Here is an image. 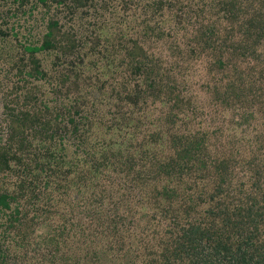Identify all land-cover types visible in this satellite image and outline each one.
<instances>
[{"label": "rangeland", "instance_id": "1", "mask_svg": "<svg viewBox=\"0 0 264 264\" xmlns=\"http://www.w3.org/2000/svg\"><path fill=\"white\" fill-rule=\"evenodd\" d=\"M224 1L0 0V193L16 195L1 217L8 230L0 233V264L165 258L181 227L176 213L185 224L211 220L222 159L239 162L229 168L227 200L239 204L260 193L264 47L249 54L229 45L246 36L244 17L233 16ZM255 2L254 8L263 3ZM24 66L51 75L28 78ZM197 152L199 159H191ZM50 176L60 179L59 188H45ZM24 179L31 199L22 195ZM80 187L98 199L91 209L104 226L84 213L72 216ZM184 193L192 198L182 199ZM17 204L26 215L11 225ZM63 214L92 230V244H78L76 227L68 242L56 239L51 232L65 224ZM259 224L264 233V220ZM106 228L110 234L98 232Z\"/></svg>", "mask_w": 264, "mask_h": 264}, {"label": "trees", "instance_id": "2", "mask_svg": "<svg viewBox=\"0 0 264 264\" xmlns=\"http://www.w3.org/2000/svg\"><path fill=\"white\" fill-rule=\"evenodd\" d=\"M261 1L263 3L258 8H254L256 7L254 5V3H256L255 0L224 1L225 9L229 11L233 16L244 17L242 21V26L244 28L243 32L246 36L241 35L242 39L239 44L229 45H233L236 46V48H241L243 50L250 51L249 54L253 52L255 53L256 49L260 47H264V44H262L264 41V0ZM233 31V29L229 31L231 34L228 32L230 34V36L228 35V37L231 39L235 37ZM212 32L213 31H210V33ZM224 45L225 44H220V48H224ZM210 46L211 44H209V47ZM222 57H224V50H222V53L220 54L219 58L217 56V60H215L214 65L222 67ZM82 60H84V58H82ZM26 68L27 67L24 66L21 71L24 72L26 74L25 77L28 78H36V75L39 74H42V77L48 76V74L49 76L51 75L48 70L42 72L39 67L37 68L36 73L30 72ZM70 71L74 70H69L66 72ZM241 82L245 83L246 80L242 79ZM239 92L240 96L245 95L242 89L239 90ZM234 94L235 93L233 90L231 94H226L224 96L225 99L223 98V100L231 99ZM26 98H29V96H27ZM134 98L136 104L135 106L141 109L139 103L142 97L140 98V96L138 95ZM16 121H18V119H16ZM37 121L38 120H36V122ZM177 142H181V139L177 138ZM200 155L201 153L197 152L196 156L191 155L190 158L199 159ZM109 158L110 155L106 156L104 160ZM190 158L188 159L189 161H191ZM232 160V158L224 160L222 159L220 162L223 164V169L220 168L221 163L216 166V172L219 173L216 174V176L219 178H216V176H214L215 178L213 179L214 186L216 185L218 191H216L217 193L215 192L212 195V200L209 203L211 204V220H209L208 222L191 220L188 221L187 224H185L184 222L181 223V221H178L179 217L176 213V220L179 224H181V227H175V229L179 228V234L176 238V243L173 246L172 250L164 253L165 258H155L137 264H170V260L176 262L181 261L182 259L187 260L186 264H264V241L260 240L261 234L264 233L262 232L263 228H260L261 224H259V222H262V220H264V182L261 181L260 183L258 181V183H260V185H263V187L260 190V193H257L253 196L252 200L251 197L247 198L246 201H244L243 199H241L240 201L239 199V204H232L230 200H227V191L231 190L232 185L231 182H229L228 180L233 178L231 172L229 171V168L234 167L236 164L239 163L237 162L234 164ZM5 161L6 162H1L9 167L10 158L5 157ZM253 161L255 163V158L252 160V162H250L251 165L253 164ZM198 163H200V160H198ZM169 164H176V161L172 160L167 165ZM256 164H258L259 166L262 164L264 166V159H260V161L259 159H256ZM206 165V160L201 161L200 166L206 167ZM253 167L255 166H252V168ZM174 168L171 171H173ZM26 174L29 175V171H27ZM258 174H260V172H256V175ZM209 179H211V177H209ZM44 180L46 189H48L49 187L57 189L61 185V183L59 182L60 179L57 177L51 178L50 176L44 178ZM21 186L23 187L22 195H25L27 198L29 197V199H31L32 194L28 195V193H25L23 191L25 186L27 188L26 179H24V183H22ZM191 188L193 189L192 195L194 196L197 191L194 192V187L192 185ZM14 193L15 192L0 193V233L2 230L3 232H6L8 230V219H1V217L7 215V210L12 209V202L14 203L16 199V195ZM66 193L69 195L68 192ZM79 193H81V195H79L78 199L72 204V216L84 213L88 217H90L92 221H94V223L96 224L95 226H104L106 220L103 218L102 214L91 209L94 208V202L97 203L98 199L92 197L91 194H87V191L83 190L81 187ZM223 193L227 194L224 195ZM163 194L169 198L174 197L172 193ZM260 194L262 195L260 196ZM218 196L220 197V199L214 202L213 200L216 199V197ZM190 198H192V196L189 193H184V198L182 199L188 200ZM77 206H79L78 209H76ZM259 209L261 210L260 212ZM92 213L94 214L92 215ZM19 215H22V217L25 216L26 211L21 210L17 204V206H15V210H12V212L9 214V222L11 225L21 220V218H19ZM64 215L65 214H63L62 217L64 218L65 222L63 221V223L65 224L63 226H60L59 229H57L56 231L54 230L53 232H51H55L56 239L57 237H62L64 239V242H68V238L70 237V231H72L76 227L77 231L75 236L78 244L85 242H90V244H92V242L94 241V238L91 236L92 230L81 227V225L78 226V223H76L75 220L71 219V215H65L66 217ZM217 221H220L222 224H217ZM112 224V221H110L107 225ZM98 232L101 235L110 234L108 233L107 228L101 229ZM56 239L55 237L48 238V240L50 241ZM57 244L60 245L64 243L58 242ZM110 245H113V243H110ZM201 245H203V248L200 247ZM104 258H106L104 260L109 261L110 264L114 263V261L117 259L116 257L110 258L107 256H105ZM5 260H7V257L5 258ZM117 264H122V262H118Z\"/></svg>", "mask_w": 264, "mask_h": 264}]
</instances>
